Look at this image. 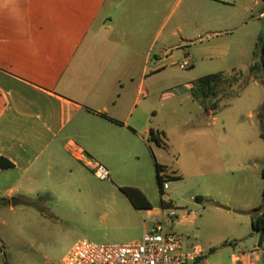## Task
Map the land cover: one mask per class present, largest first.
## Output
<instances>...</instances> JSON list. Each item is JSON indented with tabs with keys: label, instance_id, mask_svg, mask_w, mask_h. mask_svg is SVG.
<instances>
[{
	"label": "crops",
	"instance_id": "1",
	"mask_svg": "<svg viewBox=\"0 0 264 264\" xmlns=\"http://www.w3.org/2000/svg\"><path fill=\"white\" fill-rule=\"evenodd\" d=\"M235 1L138 0L121 8L123 0H0V159L12 164L0 168V208L12 207L15 197L34 204L40 192L63 197L74 180H98L95 164L107 168L108 180L138 178L147 155H161L153 147L165 149L149 134L162 133L166 143L155 98L171 90L173 50L192 68L189 42L205 30L209 37L226 32L221 28L264 3L238 0V16L228 11ZM129 188L151 208L135 209L122 193L125 230L145 213L143 234L173 208L171 230L183 251L202 252L198 264H262L264 240L259 248L246 212L264 213V180L234 183L225 203L204 205L197 197L190 206L161 201L157 209L141 187ZM103 200L98 195L93 206L117 212Z\"/></svg>",
	"mask_w": 264,
	"mask_h": 264
},
{
	"label": "rangeland",
	"instance_id": "2",
	"mask_svg": "<svg viewBox=\"0 0 264 264\" xmlns=\"http://www.w3.org/2000/svg\"><path fill=\"white\" fill-rule=\"evenodd\" d=\"M123 1L121 8L138 0ZM232 5L228 11L239 16L242 3L236 0ZM262 10L264 3L252 5L251 20L248 15L247 20L228 24L221 28L226 32L212 37L205 30L198 40L189 42L184 49L190 55L192 68L181 70L183 52L173 50L174 64L166 70L171 90L164 100L158 94L155 98L156 122L165 129L167 148L162 151L153 147L155 154L161 155L148 154L138 178L74 180L72 190L63 197L46 192L35 195L32 201L37 207L15 197L16 205L0 208V264H61L68 250L82 239L107 245L139 241L141 222L146 215L142 213L134 218L135 228H123L120 209L122 202L127 204V201L119 190L121 187H141L157 209L161 201L190 206L197 197H201L204 205L225 203L234 183L264 180V120L259 117L264 107L261 71H257L258 80L233 96L249 76L248 66L257 60L254 53L264 39L259 17ZM96 59L97 55H93L85 64ZM220 72L227 76L212 97L219 100L218 108L212 112L199 109L187 83ZM211 104L210 101L208 106ZM154 160L162 165L161 174L168 184L162 195L156 182ZM98 195L106 199L103 204L117 212L93 206Z\"/></svg>",
	"mask_w": 264,
	"mask_h": 264
},
{
	"label": "built area",
	"instance_id": "3",
	"mask_svg": "<svg viewBox=\"0 0 264 264\" xmlns=\"http://www.w3.org/2000/svg\"><path fill=\"white\" fill-rule=\"evenodd\" d=\"M181 70L189 69L187 59L179 65ZM98 180H108L109 171L101 164L91 167ZM162 176L164 192L168 184ZM176 220L173 208L144 232L139 241L127 244H98L85 239L78 240L63 257L61 264H196L202 256L199 249L183 251L181 237L171 230Z\"/></svg>",
	"mask_w": 264,
	"mask_h": 264
},
{
	"label": "trees",
	"instance_id": "4",
	"mask_svg": "<svg viewBox=\"0 0 264 264\" xmlns=\"http://www.w3.org/2000/svg\"><path fill=\"white\" fill-rule=\"evenodd\" d=\"M261 20L264 28V12ZM254 58H256L257 60H255L253 64H250L248 66L249 76L245 79L240 89L233 96H237L240 93V91L244 89L250 82L258 80L257 77L258 69L261 71V75H262L261 80H262V84L264 85V39L258 43V50L257 52L254 53ZM236 73L239 74L240 76L242 75L240 71ZM226 76L227 75L225 73L220 72L216 74L206 75L196 79L192 83V86L189 89L193 101L197 102L204 108L209 109L210 112H212V110L214 109H217L219 100H213L212 97L215 95V92L218 90L219 83ZM235 81H237V79H235ZM210 101L212 102V104L208 106ZM260 111L261 112L259 113L260 114L259 117L260 119L264 120V107L261 108ZM160 135L163 136L162 133L151 129L149 134V141L155 142L158 145H163L164 148H167L166 143H163ZM260 137L263 139L262 134L260 135ZM11 167L12 164L10 162L4 159H0L1 169H8ZM162 171L163 168L155 162L156 182L160 195L163 194V192L161 191L162 183H163L161 176ZM174 178H178V177H174ZM120 191L129 199L130 203L135 209L151 208L150 203L147 201L145 196L138 189L123 187L120 188ZM31 205L37 207L35 204H31ZM246 213L251 217L253 232L254 233L264 232V213L260 212V208H254L252 210L247 211ZM262 250L264 251V246L262 247ZM196 264H198V262ZM262 264H264V254L262 256Z\"/></svg>",
	"mask_w": 264,
	"mask_h": 264
},
{
	"label": "water",
	"instance_id": "5",
	"mask_svg": "<svg viewBox=\"0 0 264 264\" xmlns=\"http://www.w3.org/2000/svg\"><path fill=\"white\" fill-rule=\"evenodd\" d=\"M10 202H11V205L14 206V205H16V203L18 202V200L12 199ZM263 240H264V232H260L259 233V237H258V244H257V246L259 248L262 246Z\"/></svg>",
	"mask_w": 264,
	"mask_h": 264
}]
</instances>
